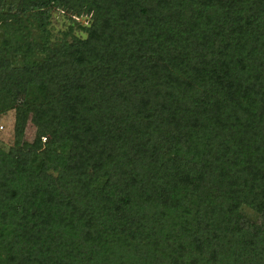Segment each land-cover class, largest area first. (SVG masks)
<instances>
[{
	"label": "trees",
	"instance_id": "16d2710c",
	"mask_svg": "<svg viewBox=\"0 0 264 264\" xmlns=\"http://www.w3.org/2000/svg\"><path fill=\"white\" fill-rule=\"evenodd\" d=\"M8 111L0 264H264V0H0Z\"/></svg>",
	"mask_w": 264,
	"mask_h": 264
},
{
	"label": "rangeland",
	"instance_id": "374dc122",
	"mask_svg": "<svg viewBox=\"0 0 264 264\" xmlns=\"http://www.w3.org/2000/svg\"><path fill=\"white\" fill-rule=\"evenodd\" d=\"M11 1V0H8ZM69 10H52L48 14L47 19V32L52 39L64 36L69 39L70 36L82 37V30L80 27L85 26L86 20L84 16L74 17V15L68 14ZM11 63L13 65L19 64V58L11 57ZM12 123H13V111H8L3 115H0V146L7 148L12 143ZM43 128V123L37 119L30 118L27 128L24 131V140L27 142L33 141L34 143L38 139L39 132ZM247 210H242V224L249 226L254 218Z\"/></svg>",
	"mask_w": 264,
	"mask_h": 264
}]
</instances>
